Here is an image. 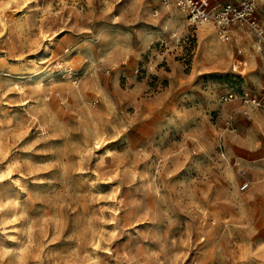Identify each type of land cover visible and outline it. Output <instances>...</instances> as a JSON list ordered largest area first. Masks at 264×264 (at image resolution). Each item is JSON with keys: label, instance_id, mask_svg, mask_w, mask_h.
Instances as JSON below:
<instances>
[{"label": "rangeland", "instance_id": "374dc122", "mask_svg": "<svg viewBox=\"0 0 264 264\" xmlns=\"http://www.w3.org/2000/svg\"><path fill=\"white\" fill-rule=\"evenodd\" d=\"M209 24L0 0V264H264V111L220 98L264 62Z\"/></svg>", "mask_w": 264, "mask_h": 264}, {"label": "built area", "instance_id": "2783aa9c", "mask_svg": "<svg viewBox=\"0 0 264 264\" xmlns=\"http://www.w3.org/2000/svg\"><path fill=\"white\" fill-rule=\"evenodd\" d=\"M260 0H163L166 7L176 6L183 10L192 25L202 24L211 19L217 35L224 41H234L237 32L246 29L252 40L258 46L264 62V14L259 10ZM264 1V0H262ZM242 48L237 47L233 57V69L238 71L243 64ZM243 77L242 74H240ZM222 101H233L241 98L244 104V113L250 116L252 109L264 111V91L254 94L242 89L238 92L234 86L222 93ZM245 182L242 188H247Z\"/></svg>", "mask_w": 264, "mask_h": 264}, {"label": "crops", "instance_id": "0c3cea01", "mask_svg": "<svg viewBox=\"0 0 264 264\" xmlns=\"http://www.w3.org/2000/svg\"><path fill=\"white\" fill-rule=\"evenodd\" d=\"M259 10H260V12L261 13H263L264 14V1H262V0H260L259 1ZM215 28V27H214ZM216 32V31H215ZM234 42H235V44H236V48L239 46V47H241V45L240 44H242L243 46L245 45V46H247L248 47V49H249V54L248 55H250L249 56V58H252L253 57V55H252V52H250V50H252V46L254 45V41L252 40V38H251V35L249 34V32L244 28V29H241V30H239L238 32H237V34H236V36H235V38H234ZM245 46H244V48H245ZM256 47L258 48V46L256 45ZM243 48V49H244ZM245 51V50H244ZM236 53V52H235ZM235 53L233 54V57H234V55H235ZM241 58L243 59V64L242 65H244L245 66V57H244V55L242 54L241 55ZM262 59V58H261ZM234 64V63H233ZM242 65H241V67H242ZM240 67V68H241ZM254 129V128H253ZM252 129V130H253ZM254 131V130H253ZM242 145H244V146H246V144H242Z\"/></svg>", "mask_w": 264, "mask_h": 264}, {"label": "bare ground", "instance_id": "6f19581e", "mask_svg": "<svg viewBox=\"0 0 264 264\" xmlns=\"http://www.w3.org/2000/svg\"><path fill=\"white\" fill-rule=\"evenodd\" d=\"M180 15H184V14L181 12ZM210 22H212V20L208 19V20L204 21L203 23H204V27H205L204 30L211 35L213 33V29H212V26L209 24Z\"/></svg>", "mask_w": 264, "mask_h": 264}]
</instances>
